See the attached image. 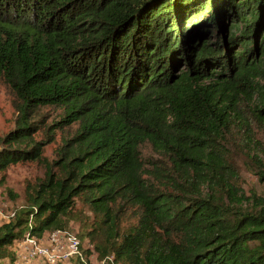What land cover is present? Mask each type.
<instances>
[{
	"label": "trees",
	"instance_id": "obj_1",
	"mask_svg": "<svg viewBox=\"0 0 264 264\" xmlns=\"http://www.w3.org/2000/svg\"><path fill=\"white\" fill-rule=\"evenodd\" d=\"M0 81L18 112L0 175L46 168L0 224V264L73 220L121 264H264L236 159L264 182V0H0Z\"/></svg>",
	"mask_w": 264,
	"mask_h": 264
},
{
	"label": "rangeland",
	"instance_id": "obj_2",
	"mask_svg": "<svg viewBox=\"0 0 264 264\" xmlns=\"http://www.w3.org/2000/svg\"><path fill=\"white\" fill-rule=\"evenodd\" d=\"M59 111H61L59 107H51L48 109L50 116L56 115ZM17 113L11 91L0 81V139L15 127ZM61 135L62 131H57V142L50 143L46 146V154L50 159L57 157V148L59 140H61ZM143 153L145 158L152 154L149 145L144 146ZM236 159L243 178L242 186L246 193L251 195L256 192L259 196L264 197V182L256 174L254 165L243 160L241 156H236ZM45 172L46 168L44 164L27 161L10 165L5 171L3 178L0 175V224L9 220L14 210L25 203L27 184L38 181L44 177ZM13 195H16V197H13ZM70 225L71 227L68 230L78 233L79 223L73 220L70 222ZM12 249L17 257L15 264H25L22 261L24 257V247L22 244L17 243ZM30 264L43 263L34 261Z\"/></svg>",
	"mask_w": 264,
	"mask_h": 264
},
{
	"label": "built area",
	"instance_id": "obj_3",
	"mask_svg": "<svg viewBox=\"0 0 264 264\" xmlns=\"http://www.w3.org/2000/svg\"><path fill=\"white\" fill-rule=\"evenodd\" d=\"M21 244L25 264L34 261L43 264H121L114 256L100 258L92 244L81 241L77 233L71 230L57 229L42 237L28 234Z\"/></svg>",
	"mask_w": 264,
	"mask_h": 264
}]
</instances>
